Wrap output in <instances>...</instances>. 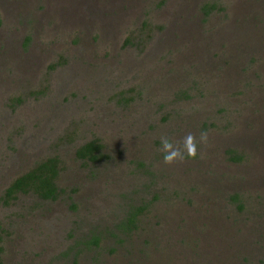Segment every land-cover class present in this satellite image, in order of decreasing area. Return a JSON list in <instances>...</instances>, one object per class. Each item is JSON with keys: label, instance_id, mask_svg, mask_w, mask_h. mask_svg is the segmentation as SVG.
Returning <instances> with one entry per match:
<instances>
[{"label": "rangeland", "instance_id": "374dc122", "mask_svg": "<svg viewBox=\"0 0 264 264\" xmlns=\"http://www.w3.org/2000/svg\"><path fill=\"white\" fill-rule=\"evenodd\" d=\"M51 155L58 198L4 196ZM0 236V264H264V0H0Z\"/></svg>", "mask_w": 264, "mask_h": 264}, {"label": "trees", "instance_id": "16d2710c", "mask_svg": "<svg viewBox=\"0 0 264 264\" xmlns=\"http://www.w3.org/2000/svg\"><path fill=\"white\" fill-rule=\"evenodd\" d=\"M103 144L97 138L87 140L79 144L75 149V156L86 162H96L101 155ZM240 155L231 156L233 160H239ZM61 170V161L57 155L46 156L39 160L28 170L14 177L4 190L6 198H16L18 195H34L39 199L54 200L58 198L63 191L57 184V178ZM148 206V203L131 204L125 207L124 216H122L115 227L123 233H128L137 227V216ZM124 207V206H123ZM0 236V255L2 252ZM98 236H92L89 244H97ZM87 243V244H88Z\"/></svg>", "mask_w": 264, "mask_h": 264}, {"label": "clouds", "instance_id": "9594fccd", "mask_svg": "<svg viewBox=\"0 0 264 264\" xmlns=\"http://www.w3.org/2000/svg\"><path fill=\"white\" fill-rule=\"evenodd\" d=\"M207 139V133L201 132L199 143H207ZM161 145L164 153V163L169 165L178 161H183L185 155L195 158L198 154V141L192 133L187 134L183 138L182 146L180 144H173L170 139L166 137H161Z\"/></svg>", "mask_w": 264, "mask_h": 264}]
</instances>
